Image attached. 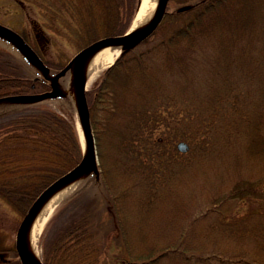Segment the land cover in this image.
Segmentation results:
<instances>
[{
  "label": "trees",
  "instance_id": "trees-1",
  "mask_svg": "<svg viewBox=\"0 0 264 264\" xmlns=\"http://www.w3.org/2000/svg\"><path fill=\"white\" fill-rule=\"evenodd\" d=\"M31 1L58 30L82 34L91 42L128 31L141 0ZM222 1H187L172 10L168 6L169 29L164 31L166 19L161 21L150 37L125 49L87 90L99 163L49 219L40 239L46 263L99 264L104 251V262L109 258L108 264L128 263L124 255L113 254L116 239H127L120 208L127 201L143 203L144 192L168 194L172 176L190 170V150L203 156L233 150L238 166L260 161V170L264 168V79L257 99L241 98L235 85L243 75L254 76L253 65L264 57L253 55L249 36L255 22L245 15L244 0ZM40 55L50 69L38 75L24 56L0 47V100L7 102L0 108V199L23 215L84 156L75 105L64 92L69 72L60 78L63 92L56 96L63 111L14 99L50 89L52 74L66 64H52ZM246 94L251 97L252 92ZM181 140L189 143L187 152L178 148ZM239 180L223 201L240 195L244 202L251 199L252 189L264 190L263 183L254 185L259 180ZM241 201L238 210L225 213L229 218L242 211H264L257 201L250 200L247 207ZM220 205L214 200L213 208ZM191 221L195 225L193 218L189 232ZM172 241L185 245L178 238ZM167 245L162 248L167 250ZM0 264L22 261L14 249L1 248Z\"/></svg>",
  "mask_w": 264,
  "mask_h": 264
},
{
  "label": "rangeland",
  "instance_id": "rangeland-1",
  "mask_svg": "<svg viewBox=\"0 0 264 264\" xmlns=\"http://www.w3.org/2000/svg\"><path fill=\"white\" fill-rule=\"evenodd\" d=\"M187 1L197 3L200 0L184 2ZM227 1L233 3L237 0ZM184 2L183 0H169L168 6L172 10ZM222 2H220L221 5L224 4ZM158 3L159 0H151V14H155ZM243 6L245 15L255 22V28L249 39L254 41L255 47L252 51L254 57L260 60L264 57V0H244ZM0 14L3 15V18L0 15V19H4L5 23L15 22L20 31L26 34L29 42L40 51L46 61L52 64L67 63L82 47L89 43L82 34H67L64 29L58 30L51 24L45 11L31 0H21L20 3L12 0H0ZM165 19L162 26L164 31H167L169 29L167 13L162 21ZM251 24L249 28L252 27ZM36 31H39V37L36 35ZM1 46L17 56H23L20 49L16 45L14 47L13 42L6 37L4 39L0 37ZM201 61L200 59L198 62L201 63ZM30 64L37 73L40 72L33 63ZM254 66L256 67L254 76L250 75L245 79L243 75L242 79L237 82L238 85L235 84L240 91L241 98L257 99L255 96L258 93L256 92L257 88L259 90L260 81L264 79V61L256 62ZM103 70L104 68L88 85V89L92 87ZM244 74L246 73L244 72ZM232 77L237 78L238 73L234 72ZM200 82L199 80L196 82V89H199ZM247 92H252L251 97H244ZM192 100L196 102L195 99ZM6 105L5 100L0 101V108H4ZM34 105H48L58 111H63L56 98H46L35 102ZM248 131L250 132V130ZM247 135L246 132L244 136ZM189 148L190 145L184 152H187ZM190 157L191 163H193L190 170L178 174L177 177L172 176L174 178L170 182L171 190L166 191L169 192L168 194L164 192L165 190L144 192L143 203L136 204L135 201H127L125 206L120 208L119 213L122 216L127 239L125 242L120 238L115 240L117 245L113 249L115 250L113 254L124 255V258L128 260V263L125 262L126 264H264V211L254 215H245V211L240 209L242 214L229 218L225 213L234 208L238 210L236 207L242 198L240 195H235L223 201V196H226L227 191L235 188L237 183H241L238 182L240 178L251 182L259 180L260 183L254 184L257 187L264 184V178H260L261 173L264 174V168H261L262 172L259 167L258 162L260 161H253L250 163L251 165H247L246 162L238 166L233 150L231 152L226 150L219 154H206L205 156L197 155L196 152L193 154L190 150ZM238 174L242 177H238ZM252 190H254L252 193H248L251 199L246 197L245 200L244 198V202L241 201L242 205L247 207L251 201H257V204L264 207V190L258 192L255 189ZM131 194L135 196L133 191ZM132 196L129 195L131 199ZM214 200L221 203L218 208H213ZM234 200L236 204L231 206V202L235 203ZM59 203L44 223L42 233L49 229V227L47 228L48 221L55 213ZM23 217V214L12 209L0 199V249H13L17 230ZM193 218L195 225L191 221L192 227L189 232L187 228ZM185 224L187 225L185 226ZM103 234L104 232H101V236ZM175 238L184 241L185 245L174 244L172 240ZM168 243L170 244L167 245ZM164 245H167V250L162 248L165 247ZM191 247H198V249L191 252L189 251ZM40 248L42 254L41 243ZM105 254H107L106 251L101 254L99 264H108L106 261H109V258L105 262L103 260Z\"/></svg>",
  "mask_w": 264,
  "mask_h": 264
},
{
  "label": "water",
  "instance_id": "water-1",
  "mask_svg": "<svg viewBox=\"0 0 264 264\" xmlns=\"http://www.w3.org/2000/svg\"><path fill=\"white\" fill-rule=\"evenodd\" d=\"M168 2L169 0H159L155 14L146 27L137 30L130 29L126 33L121 34L104 35L81 48L62 69L57 71L52 76V90L35 93H24L21 95H17L14 98L17 101L35 102L50 97H56L58 94L63 92V90L59 87L60 78L67 72H69V84L66 91L64 92L71 95L68 92V89L71 84V77H73V84L76 90L77 97L76 99L72 95L71 97L75 104L80 126H82V131L87 145V151L85 150L83 159L69 171H67L66 173L58 177L55 181H53L50 185H48L35 199V201L28 209V212L23 217L17 230L15 242V248L18 251L23 264H46L43 259H38V257L35 256L32 248L30 247L28 237L26 236V232L28 231L36 212L38 211L44 200L65 182L81 174H84L83 179H85L91 170H94L98 167V153L91 124L90 108L87 100L88 77L84 75V61L86 57L94 50L104 45L122 43L123 52L125 49L135 47L143 42L155 31V29L162 21L167 11ZM0 32L4 33L6 37H9L39 68H41L45 72L49 71L48 65H46L38 52L19 33L1 24ZM178 147L180 150L186 151L189 145L186 141H180L178 143Z\"/></svg>",
  "mask_w": 264,
  "mask_h": 264
},
{
  "label": "bare ground",
  "instance_id": "bare-ground-1",
  "mask_svg": "<svg viewBox=\"0 0 264 264\" xmlns=\"http://www.w3.org/2000/svg\"><path fill=\"white\" fill-rule=\"evenodd\" d=\"M151 0H142L140 7L135 15L132 25V30L142 29L146 27L152 19L154 13L151 14ZM123 48L122 43H113L101 46L89 54L84 61V75L88 77L87 86L97 77L99 72L108 65L112 64L116 57L121 53ZM73 77H71V84L68 92L76 99V90L73 84ZM82 131V126H81ZM82 133L83 143L87 151L85 137ZM84 174H81L54 190L42 203L36 212L26 236L30 242V247L38 259H42L39 237L43 229L44 223L56 207V205L67 195H69L81 182Z\"/></svg>",
  "mask_w": 264,
  "mask_h": 264
},
{
  "label": "flooded vegetation",
  "instance_id": "flooded-vegetation-1",
  "mask_svg": "<svg viewBox=\"0 0 264 264\" xmlns=\"http://www.w3.org/2000/svg\"><path fill=\"white\" fill-rule=\"evenodd\" d=\"M13 2H18V3H20L21 2V0H12ZM3 14V13H2ZM2 14H0L1 16H2V18H3V15ZM0 24L1 25H6V26H8V27H10L12 30H14V31H16V32H18V33H21L22 34V32L20 31V29L17 27V25H16V23L15 22H12V24H9V23H5L4 22V19H0ZM34 29L36 30L37 28H36V26L34 27ZM26 34H24L23 33V36H25ZM36 35L39 37V31L37 32L36 31ZM0 37L2 38V39H4V37H6L5 36V34L4 33H2V32H0ZM9 41H11V42H13L9 37H6ZM25 38H27L26 36H25ZM13 46L15 47V43L13 42ZM2 47V46H1ZM17 47V46H16ZM2 48H5V47H2ZM37 49V48H36ZM8 50V49H7ZM38 50V49H37ZM10 51V50H9Z\"/></svg>",
  "mask_w": 264,
  "mask_h": 264
}]
</instances>
